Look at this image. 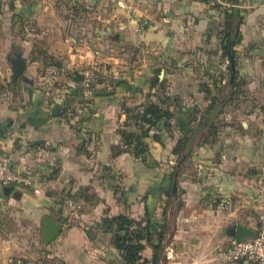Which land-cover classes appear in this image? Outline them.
I'll use <instances>...</instances> for the list:
<instances>
[{
  "label": "crops",
  "instance_id": "crops-1",
  "mask_svg": "<svg viewBox=\"0 0 264 264\" xmlns=\"http://www.w3.org/2000/svg\"><path fill=\"white\" fill-rule=\"evenodd\" d=\"M31 1L15 14L33 21L37 42L57 59V66L75 69L82 78L89 69L93 78L100 73L106 78L96 83L91 103L85 104L98 112L94 117L84 116L86 109L76 104L61 107L59 94L71 88L79 92L82 80L59 74L52 79L28 74L22 106H0V158L32 180V186L0 191V264H119L111 234L89 228L105 216L125 214L139 220L146 210L157 231L164 227L159 264H227L229 231L237 225L254 231L264 217V131L258 134L251 120H224L217 139H210L216 146L201 147L207 136L198 138L199 126L189 125L193 167L178 179L176 195L171 192L165 201L166 171L155 174L151 166L115 151L121 144L116 130L126 121L121 106L133 105L136 91L145 93L144 98L147 93V98L161 97L158 92L165 91L170 98L186 99L191 82L203 79L207 90L221 93L229 63L222 55L224 31L236 27L226 26L231 12L242 16L240 41L233 47L236 82L249 83L241 93L264 95V0H56L58 8L51 7L52 0ZM114 31L123 35L114 38ZM124 47L146 55L138 56L139 70L126 61L129 51ZM58 78L64 79L65 88L52 87L51 80ZM237 88L240 92V87L231 89ZM175 108L169 105L175 116L171 132L151 131L160 143L149 140L148 157L164 162L163 167L173 162L171 150L188 128ZM54 110L58 115H52ZM186 110L181 107L180 112ZM203 125L207 134L212 123ZM103 167L123 175L116 195L102 178ZM84 194L87 201L76 197ZM45 218L62 227L48 244L42 242ZM142 256L150 261L151 249L146 247Z\"/></svg>",
  "mask_w": 264,
  "mask_h": 264
},
{
  "label": "rangeland",
  "instance_id": "rangeland-1",
  "mask_svg": "<svg viewBox=\"0 0 264 264\" xmlns=\"http://www.w3.org/2000/svg\"><path fill=\"white\" fill-rule=\"evenodd\" d=\"M15 1L16 0H0V106L4 108H19L22 106L23 102H25L26 94L23 91V84L26 81V76L28 74H34L35 76H42V77L47 76L49 78L55 77L58 74L63 75V76H69V77L78 76L75 69L61 70L62 68H59L57 66V63H58L57 59H53L49 57L46 51L43 49V47L39 44V42H37L39 39L35 37V35H37L36 33L37 31H36L33 21L28 20L25 17H22L21 13H19V15L17 13L15 14V12L18 11V8L24 5L27 6L31 4L32 1L31 0H18L17 3ZM52 2L53 3L51 7L58 8L59 1L57 2L56 0H52ZM229 4H232V2H229ZM243 11L244 9L242 10V13ZM121 35L123 34L119 32L117 33L114 31L112 36L114 38L115 37L120 38ZM25 42H27L29 46L25 45L24 44ZM125 50L126 52L129 51V54H127L125 59L127 62L130 63L131 66L132 65L134 66L132 70L138 69L139 66L141 65L139 63L138 56H142L141 58H143V56L145 57L146 55L141 54V53L139 54L138 48L130 47V48H126ZM118 51L120 52L121 48H119ZM17 55H20L23 61L25 62V69L22 75L16 81H13L12 71H11V67H12L11 60L15 59ZM32 61H36V64H32ZM134 63L136 64L134 65ZM229 67H230V64L229 63L226 64V67H225L226 72H224V76L226 79L224 81L225 88L220 87L219 89L221 90V93L219 94H217L218 91L214 92L213 90L211 91L207 90L208 89V87L206 86L207 81L205 82V80L203 79H202L203 81L200 80L198 82L197 81L191 82L193 89L190 92L192 93L186 99L182 98L180 95L178 98H174V97L170 98L164 95L165 91L158 92L159 96H161L160 97L161 99L164 97H168L170 99L168 101V106L170 105L171 107H176L175 110H177V113H176L177 119L180 120L181 118H183L184 121L185 120L187 121L185 125L188 126V128L187 130H185L184 133H181V137L178 140V141L180 140L183 141V144L185 145L182 147L180 151L181 158L183 159L184 156L186 157L183 161L178 162L176 171L173 175V178L171 179L170 177L172 173V167L175 166L174 160L173 162L168 163L166 165L168 167H163L162 164L164 165V162H160L161 164L160 166V164H157V162H154L153 160H151V158L148 157L147 152H145L144 155H140L134 158L135 160H133V162L139 161L140 163H143L142 159L144 158L146 159L145 163L148 166H151L152 168L155 169L154 170L155 174H157V170H161V169L165 170L166 171L165 174L168 176V179H166L167 180L166 187H167L168 192L169 191L172 192L173 196L176 195V186L178 184V179L181 178L183 173H186L188 170H190L193 167V163L189 161L190 146L187 145V138H186V135L190 131H192L189 128V125L193 124L194 128H198L199 126L197 135L198 136L200 135V136L198 138H202V137L204 138L207 135H209L210 139H217L218 137L217 132L213 130L210 131L209 129H207L208 133L206 134L204 132V129H206L207 126L203 125L201 127V125L204 123L206 125L209 123H212L217 129L219 126L222 125L220 122H223L224 120H227V123L225 124H234L233 122H238L237 120L246 119L248 122L250 120L253 121L254 123L256 122L258 134H259V131L260 133L264 131V95H262L261 92H259L258 95H254V94L250 95V93L249 95H247L245 94L246 93L245 91L241 93L242 89H246L249 85V83H247L246 81L236 86V87H240V90H241L240 92L238 91V88L236 90H232L230 87H228L230 84V77L232 75ZM34 75H30V79H32L31 76L33 78H36L34 77ZM59 77L62 78V76H59ZM111 77H113V73L111 74ZM103 78H106L103 73H100V76L98 78L96 79L93 78V86L95 87L96 83L101 84V82L105 81L103 80ZM101 79L103 81H101ZM58 80L59 81L51 80L50 84H54L52 85V87L55 86L56 88H65L66 84L64 83V79L61 80L58 78ZM74 81L77 82L78 79H74ZM48 84L49 82L45 84L46 87L51 88V86H49ZM74 91L75 89L71 88L68 94L60 93L59 94L60 97L56 98V100L61 101L60 104H61V107L63 108L65 107L69 108L70 105L76 104L75 106L81 107V109H86V113L84 114V116L88 113V114H92V116L94 117V115L97 114L98 112H96L95 109H91L90 106H88V104L91 103V100H83V98L80 95V91L79 92H74ZM139 93H140V96H139ZM212 93H214V95H211ZM147 94H146V98H144L143 95H145V93L136 91L134 93L135 102L132 103L133 105L126 104V103L123 104L121 106V111H122L121 113L125 115L124 108L127 110H130L131 112L134 108L138 107L141 104H145L150 99L151 101L156 102L155 97L148 99ZM151 94L154 95L156 93L153 92ZM86 103L88 104L85 105ZM181 107L187 108V110H189L190 112H187L186 110L184 113H181L180 112ZM224 107H225V110H223ZM218 109H221V111H219V114L216 115V112L218 111ZM211 112H214V115ZM121 127H119V129H117L116 132L120 131ZM124 130L128 132H138L133 127L132 123L129 125V127L124 128ZM220 130L222 131V129ZM152 134H153L152 132L149 133L150 136H152ZM201 147H207V146L201 145ZM215 149H217V147H215ZM120 150H122V147H121V144L119 143L118 148H116L115 151L119 153ZM212 153H214V151H212ZM128 154L131 155V157L133 158L132 153H128ZM105 168H110V167H103L102 174L104 176L102 178L107 179L106 181L108 182L109 186L120 189L121 186L119 184L122 182L123 175L119 173L118 170L112 171L113 172L112 173V172H109L110 169L108 170ZM114 169L116 170V168ZM262 174L263 173L259 171V176H261ZM155 181H157V179L154 177V180L152 182H155ZM76 197H78V199L84 198L87 201L85 194L84 196L77 195ZM98 225L99 223L91 226L89 229L93 228V231H94L93 233H96V232L98 233V230H99ZM155 228H157V224L152 223L151 229H155ZM152 256H153V251H152ZM160 256L161 254L158 257L157 264H159V261L162 259Z\"/></svg>",
  "mask_w": 264,
  "mask_h": 264
},
{
  "label": "trees",
  "instance_id": "trees-1",
  "mask_svg": "<svg viewBox=\"0 0 264 264\" xmlns=\"http://www.w3.org/2000/svg\"><path fill=\"white\" fill-rule=\"evenodd\" d=\"M241 15L236 11V13L231 12L226 14L225 23L229 28L232 24L236 25L233 27L231 32L224 31L225 36L222 41V55L227 60H232L234 66V76L232 82H230V88L234 89L238 85L236 82L237 79V62L235 61V52L233 47L239 44V30L238 27L241 24ZM231 70V65L229 67ZM75 79L82 80L81 76H76ZM156 82H151V87L156 85ZM241 84L244 82H240ZM162 86V85H160ZM156 102L151 101L150 99L145 104H141L138 107L134 108L131 112L124 108V113L126 115V121L122 128L129 127L132 123L133 127L138 132H128L124 129L118 131L120 136V142L122 150L121 153H132L133 157H138L144 155L145 152H148L149 140L153 139L155 141H160L157 139V136H150L151 131L163 130L166 133L171 132V122L174 120L175 116L172 111H170L168 106V97L160 98L156 95ZM166 104V105H165ZM130 112V113H129ZM214 115V112H212ZM217 115V114H216ZM210 131H216L217 129L212 124L209 126ZM160 143V142H159ZM216 146V140H210V136L207 135V138L204 140L202 146ZM185 146L183 141H178L177 144L172 149V155L174 156L175 166L172 167L171 178L176 171L178 162L183 161L186 156L181 158V149ZM143 164L147 165L146 159H142ZM148 166V165H147ZM115 190V195L117 193V188ZM165 198L169 200L171 198V192L165 194ZM98 228L104 233L111 234V245L119 253L121 262L119 264H157L159 255L163 250V238H164V227L161 226L157 231V228L151 229V220L148 216V211L144 218L136 220L129 215H117V216H105L102 218L101 222L98 225ZM145 247L151 248L153 251V256L151 261H147L142 257V252Z\"/></svg>",
  "mask_w": 264,
  "mask_h": 264
},
{
  "label": "built area",
  "instance_id": "built-area-1",
  "mask_svg": "<svg viewBox=\"0 0 264 264\" xmlns=\"http://www.w3.org/2000/svg\"><path fill=\"white\" fill-rule=\"evenodd\" d=\"M93 70H87L80 83V95L89 100L94 97ZM7 186H32L31 178H24L14 171L7 160L0 158V191ZM36 193V192H35ZM227 264H264V217H260L254 235L239 242L233 238L225 249Z\"/></svg>",
  "mask_w": 264,
  "mask_h": 264
},
{
  "label": "water",
  "instance_id": "water-1",
  "mask_svg": "<svg viewBox=\"0 0 264 264\" xmlns=\"http://www.w3.org/2000/svg\"><path fill=\"white\" fill-rule=\"evenodd\" d=\"M12 67V80L16 81L24 72L25 62L21 58L20 55H17L15 59L11 60ZM231 71H234V66L232 60L230 59ZM52 115H58L57 110L52 112ZM9 191L8 189L5 190ZM174 192V191H173ZM41 233L43 235L42 242L44 244H48L53 241L61 232V225L56 223L54 220L50 218H45L42 221L41 225ZM254 235V231L241 225H237L235 228H232L229 231V236L233 238L235 241L239 242L245 238H250Z\"/></svg>",
  "mask_w": 264,
  "mask_h": 264
}]
</instances>
